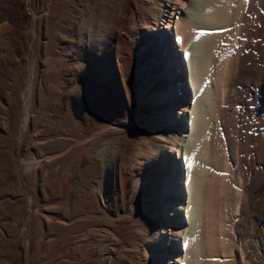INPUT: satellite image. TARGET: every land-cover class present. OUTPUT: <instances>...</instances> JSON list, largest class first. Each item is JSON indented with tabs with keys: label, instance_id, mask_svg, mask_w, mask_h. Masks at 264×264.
<instances>
[{
	"label": "rangeland",
	"instance_id": "obj_1",
	"mask_svg": "<svg viewBox=\"0 0 264 264\" xmlns=\"http://www.w3.org/2000/svg\"><path fill=\"white\" fill-rule=\"evenodd\" d=\"M157 1L0 0V264H156L150 230L159 225L158 210L147 192L143 132L153 126L155 100L135 94L140 115L127 114L124 122L123 87L114 72L120 63L112 66V59L131 52L133 63L144 66L140 85L153 88L155 52L144 46L141 21ZM251 40V59L227 89L236 128L245 133L240 140L251 141L252 183L259 179L253 156L264 122V67L260 74V37ZM98 45L105 51L102 63L94 56ZM182 58L188 76L193 65ZM102 71L110 77L101 82ZM104 146L117 150L108 149L104 158ZM51 153L57 155L48 158ZM101 178L102 193L96 189ZM251 195L236 217L245 222L242 237L254 241L264 183ZM263 254L252 250L246 261L264 264Z\"/></svg>",
	"mask_w": 264,
	"mask_h": 264
},
{
	"label": "bare ground",
	"instance_id": "obj_2",
	"mask_svg": "<svg viewBox=\"0 0 264 264\" xmlns=\"http://www.w3.org/2000/svg\"><path fill=\"white\" fill-rule=\"evenodd\" d=\"M157 2L152 14L141 21L147 31L144 46L155 52L153 88H142L140 71L144 66L133 63L131 52L117 62L112 59V66L122 65L114 72L117 84L123 87L124 122L127 114L138 117L140 102H136L135 94L138 97L147 94L146 101L155 100L151 102L153 126L143 131L149 152L144 172L150 179L147 192L155 201L158 210L155 216L159 221L158 227L150 230L152 259L156 264H234L238 258L240 264H249L248 252H264V209L261 215L257 213L260 226L255 227L259 235L251 234L255 236L254 241L242 237L245 222L236 215L242 209L241 202L253 200L252 191L264 183V122L260 120L261 124H257L260 129L258 136L255 135L253 156L259 179L253 178L251 183L252 166L248 156L251 150L247 140H240L234 99L227 86L231 81H238L246 62L250 61L253 35L260 37L256 40L258 44L255 42L256 59L259 73L263 71L264 0ZM114 38L119 40L118 35ZM182 53L193 65V72L188 76ZM94 56L104 62L105 51L101 45L96 46ZM105 72H101L99 81L110 77ZM259 114L263 116L262 109ZM27 118L25 111L22 129ZM108 149L112 153L117 150L104 146L99 155L104 157ZM55 155L51 153L48 158ZM104 186L101 178L96 189L102 193ZM216 195L222 201L220 204L223 203L218 208L214 203Z\"/></svg>",
	"mask_w": 264,
	"mask_h": 264
}]
</instances>
